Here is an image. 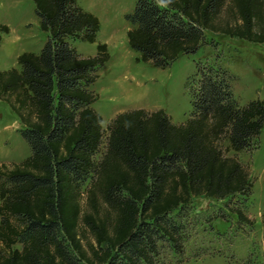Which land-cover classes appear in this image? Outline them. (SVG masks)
I'll list each match as a JSON object with an SVG mask.
<instances>
[{
	"label": "trees",
	"instance_id": "1",
	"mask_svg": "<svg viewBox=\"0 0 264 264\" xmlns=\"http://www.w3.org/2000/svg\"><path fill=\"white\" fill-rule=\"evenodd\" d=\"M31 1L46 41L17 56L19 69L0 70V101L30 147L22 161L0 163V264H158L162 243L184 253L186 219L172 212L186 215L192 196L250 193V170L223 142L234 151L252 146L264 99L238 104L232 75L197 62L184 122L161 108L117 113L95 162L104 131L89 86L109 54L97 42L94 55L81 56L68 39L94 43L99 19L76 0ZM124 16L134 25L128 45L157 67L195 53L206 32L264 43V0H135ZM8 32L0 23V40ZM233 211L239 223H253Z\"/></svg>",
	"mask_w": 264,
	"mask_h": 264
},
{
	"label": "rangeland",
	"instance_id": "2",
	"mask_svg": "<svg viewBox=\"0 0 264 264\" xmlns=\"http://www.w3.org/2000/svg\"><path fill=\"white\" fill-rule=\"evenodd\" d=\"M76 1L98 17L99 31L94 43L73 38L68 42L81 56L94 55L97 42L105 43L109 54L89 86L97 94L92 107L100 114L104 131L95 162L104 151L106 126L117 113L161 108L174 123L184 122L191 113L190 88L196 86L197 62L221 66L232 75L231 89L238 104L264 99V43L206 32L205 41L195 53L179 54L168 66L157 67L140 60V54L127 43L126 31L134 25L124 14L132 11L135 0ZM0 22L9 26L10 35L4 34L3 41H13L10 46L15 54L37 53L46 41L31 0H0ZM4 50L0 46V62L16 64L17 58H9L8 49ZM17 126L22 127L18 118L0 101V163H17L30 155V147ZM223 145L227 156L237 158L250 170V193L246 198L237 195L224 200L192 196L186 215L178 216L176 211L171 214L174 219H186L184 253H175L162 243L158 264H264V125L248 149L234 151L227 139ZM92 177L90 173L83 182V193ZM82 206L85 208L84 200ZM235 208H240L253 223H239ZM85 239L90 236L85 234Z\"/></svg>",
	"mask_w": 264,
	"mask_h": 264
},
{
	"label": "crops",
	"instance_id": "3",
	"mask_svg": "<svg viewBox=\"0 0 264 264\" xmlns=\"http://www.w3.org/2000/svg\"><path fill=\"white\" fill-rule=\"evenodd\" d=\"M1 23V22H0ZM10 35V32L9 33H7V34H5V35ZM3 35L4 34H2V36H1V40H0V43H1V48L3 49V51L5 52V50L4 49H8L7 50V56L9 57V58H11L12 57V55H13V57H16L17 58V56L20 54H15L14 53V51H13V48L10 46V44H12L13 43V41L11 42V41H8L7 43H4V37H3ZM9 43V45L7 46V44ZM7 46V47H6ZM8 54H10V55H8ZM15 59V58H14ZM17 62V61H16ZM15 62V63H16ZM12 65L11 67H15V68H18L19 69V65H18V63H16V64H14V63H11V62H9V61H7V60H3V61H1L0 62V70H4V69H7V68H10V67H7V65ZM17 128H19V126H17Z\"/></svg>",
	"mask_w": 264,
	"mask_h": 264
}]
</instances>
